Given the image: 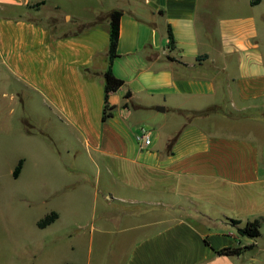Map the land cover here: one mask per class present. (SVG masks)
Wrapping results in <instances>:
<instances>
[{"label":"crops","instance_id":"0c3cea01","mask_svg":"<svg viewBox=\"0 0 264 264\" xmlns=\"http://www.w3.org/2000/svg\"><path fill=\"white\" fill-rule=\"evenodd\" d=\"M114 9L124 83L103 119ZM0 153L39 184L65 153L78 181L83 156L96 165L110 264L238 261L254 243L226 218L240 226L264 197V0H0Z\"/></svg>","mask_w":264,"mask_h":264},{"label":"rangeland","instance_id":"374dc122","mask_svg":"<svg viewBox=\"0 0 264 264\" xmlns=\"http://www.w3.org/2000/svg\"><path fill=\"white\" fill-rule=\"evenodd\" d=\"M249 2L258 5L261 1ZM260 7L263 6L260 4ZM18 112L21 109L17 107ZM83 160L87 165L86 180L78 181L83 175L75 172L73 156L65 153L63 163L67 166L62 165L63 169L56 172L48 184H39L29 177H14V161L10 155L0 153V264H62L66 261L110 264L113 261V251L107 241L104 248L97 247L94 219L98 211H94V205L95 200L98 206L103 198L95 197L97 167L87 157L83 156ZM65 167L72 171H66ZM52 210L59 212L57 220L39 226L38 220ZM230 216L226 220L238 233V226L231 219L239 215ZM262 217L264 197L260 209L240 214V225ZM260 230L258 236L244 235L245 241L254 245L246 248L238 261L230 256L223 259H230V264H264V221ZM92 233L96 236L93 240Z\"/></svg>","mask_w":264,"mask_h":264},{"label":"trees","instance_id":"16d2710c","mask_svg":"<svg viewBox=\"0 0 264 264\" xmlns=\"http://www.w3.org/2000/svg\"><path fill=\"white\" fill-rule=\"evenodd\" d=\"M261 0H252L253 3H258ZM123 13L122 9H114L110 12V46H109V65L107 69L104 72L105 76V106L103 111V119L108 118L112 114V108L113 105L109 103V94L110 92L116 90L119 88L123 83L124 80L120 77H118L113 69H112V63L114 58L118 55L117 53V47L119 42V35H120V21H121V15ZM169 36L171 42H174L173 33L170 30ZM216 106H210L202 110H196L194 113L201 114V113H207L213 110H216ZM24 158H21L18 163L16 164L13 175L17 177L21 169L23 167ZM59 216V213L56 210H52L51 212L47 213L44 217H41L38 220V225L41 227H44L53 221H55ZM235 223L241 222L240 219H233ZM264 221V217L260 218H254L252 220H247L244 225L238 226V232L242 235H249V236H258L261 234L260 225ZM249 247V246H248ZM219 253L224 254H238L241 252V247H233V246H227L223 247L218 250ZM62 264H75L74 262H64Z\"/></svg>","mask_w":264,"mask_h":264},{"label":"built area","instance_id":"2783aa9c","mask_svg":"<svg viewBox=\"0 0 264 264\" xmlns=\"http://www.w3.org/2000/svg\"><path fill=\"white\" fill-rule=\"evenodd\" d=\"M152 128L147 125H142L137 133V138L142 145H147L151 142Z\"/></svg>","mask_w":264,"mask_h":264}]
</instances>
